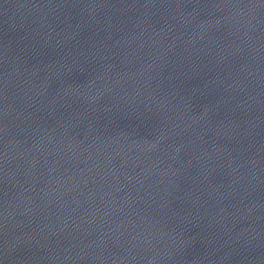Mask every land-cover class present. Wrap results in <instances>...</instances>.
<instances>
[{
	"label": "water",
	"instance_id": "water-1",
	"mask_svg": "<svg viewBox=\"0 0 264 264\" xmlns=\"http://www.w3.org/2000/svg\"><path fill=\"white\" fill-rule=\"evenodd\" d=\"M0 264H264V0H0Z\"/></svg>",
	"mask_w": 264,
	"mask_h": 264
}]
</instances>
